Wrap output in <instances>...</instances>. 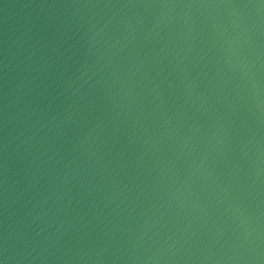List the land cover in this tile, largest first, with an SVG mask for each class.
Instances as JSON below:
<instances>
[{
    "label": "water",
    "instance_id": "95a60500",
    "mask_svg": "<svg viewBox=\"0 0 264 264\" xmlns=\"http://www.w3.org/2000/svg\"><path fill=\"white\" fill-rule=\"evenodd\" d=\"M0 264H264V0H0Z\"/></svg>",
    "mask_w": 264,
    "mask_h": 264
}]
</instances>
